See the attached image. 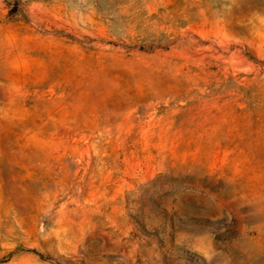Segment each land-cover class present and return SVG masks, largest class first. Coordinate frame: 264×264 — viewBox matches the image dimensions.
I'll return each mask as SVG.
<instances>
[{
    "label": "rangeland",
    "instance_id": "1",
    "mask_svg": "<svg viewBox=\"0 0 264 264\" xmlns=\"http://www.w3.org/2000/svg\"><path fill=\"white\" fill-rule=\"evenodd\" d=\"M0 264H264V0H0Z\"/></svg>",
    "mask_w": 264,
    "mask_h": 264
}]
</instances>
